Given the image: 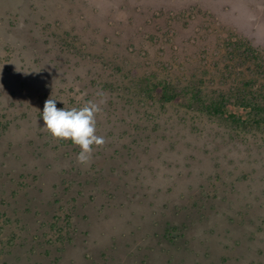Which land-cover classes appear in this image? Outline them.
<instances>
[{
	"label": "rangeland",
	"instance_id": "obj_1",
	"mask_svg": "<svg viewBox=\"0 0 264 264\" xmlns=\"http://www.w3.org/2000/svg\"><path fill=\"white\" fill-rule=\"evenodd\" d=\"M262 119L264 0H0V264H264Z\"/></svg>",
	"mask_w": 264,
	"mask_h": 264
},
{
	"label": "clouds",
	"instance_id": "obj_2",
	"mask_svg": "<svg viewBox=\"0 0 264 264\" xmlns=\"http://www.w3.org/2000/svg\"><path fill=\"white\" fill-rule=\"evenodd\" d=\"M56 99L49 98L44 103L42 119L44 128L57 141L70 140L79 147L77 162L88 166L93 150L102 148L106 140L97 135V117L102 112V101L89 100L82 107L57 108Z\"/></svg>",
	"mask_w": 264,
	"mask_h": 264
},
{
	"label": "trees",
	"instance_id": "obj_3",
	"mask_svg": "<svg viewBox=\"0 0 264 264\" xmlns=\"http://www.w3.org/2000/svg\"><path fill=\"white\" fill-rule=\"evenodd\" d=\"M241 44H243V43H241ZM244 45H246V44H244ZM246 46L251 47V45H246ZM177 94H180V93H176V95L172 96L169 99H167V98L165 99L164 98V100H168L170 103H173V104L174 103H178L179 102V99H176V98H178V95ZM238 94L240 95L241 100H243L245 102H247V101L249 102L250 99L248 98L247 95H245L246 93H242V91H240ZM229 98H231V95L230 94L223 95V96H221L218 99L208 101L207 104H206V108H207V106H208V108H207V110H204V112L206 114H211V115H215V116H222L221 109H223L222 107L227 103V101H228ZM245 104L247 105L248 103H245ZM262 120H264V119H262ZM229 121H231L233 123H238V124L239 123H242L243 126H244V128H252V126H255V127L260 128V124L257 121H254L253 119L252 120L251 119H245V121H243V120H241L238 117H232V116H230Z\"/></svg>",
	"mask_w": 264,
	"mask_h": 264
}]
</instances>
